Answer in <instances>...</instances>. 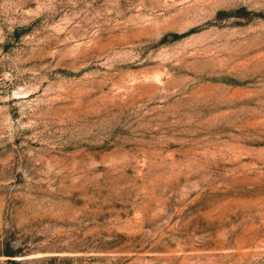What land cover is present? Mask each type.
I'll use <instances>...</instances> for the list:
<instances>
[{
  "label": "rangeland",
  "instance_id": "rangeland-1",
  "mask_svg": "<svg viewBox=\"0 0 264 264\" xmlns=\"http://www.w3.org/2000/svg\"><path fill=\"white\" fill-rule=\"evenodd\" d=\"M0 264H264V0H0Z\"/></svg>",
  "mask_w": 264,
  "mask_h": 264
},
{
  "label": "trees",
  "instance_id": "trees-1",
  "mask_svg": "<svg viewBox=\"0 0 264 264\" xmlns=\"http://www.w3.org/2000/svg\"><path fill=\"white\" fill-rule=\"evenodd\" d=\"M7 255H11V254H7ZM9 261H10L11 263H15V259H14V258H10Z\"/></svg>",
  "mask_w": 264,
  "mask_h": 264
}]
</instances>
